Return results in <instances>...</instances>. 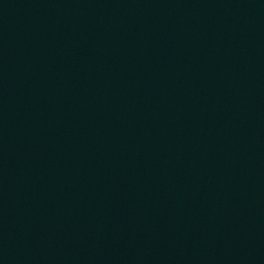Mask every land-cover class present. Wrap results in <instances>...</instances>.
Returning <instances> with one entry per match:
<instances>
[{
    "label": "water",
    "instance_id": "1",
    "mask_svg": "<svg viewBox=\"0 0 264 264\" xmlns=\"http://www.w3.org/2000/svg\"><path fill=\"white\" fill-rule=\"evenodd\" d=\"M0 264H264V0H0Z\"/></svg>",
    "mask_w": 264,
    "mask_h": 264
}]
</instances>
